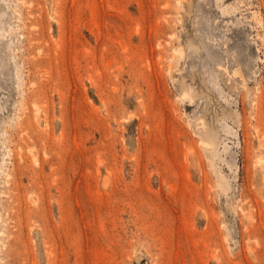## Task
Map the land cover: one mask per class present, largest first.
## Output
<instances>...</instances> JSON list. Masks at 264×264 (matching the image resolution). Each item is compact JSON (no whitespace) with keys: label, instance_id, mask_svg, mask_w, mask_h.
<instances>
[{"label":"rangeland","instance_id":"1","mask_svg":"<svg viewBox=\"0 0 264 264\" xmlns=\"http://www.w3.org/2000/svg\"><path fill=\"white\" fill-rule=\"evenodd\" d=\"M0 264H264V0H0Z\"/></svg>","mask_w":264,"mask_h":264},{"label":"bare ground","instance_id":"2","mask_svg":"<svg viewBox=\"0 0 264 264\" xmlns=\"http://www.w3.org/2000/svg\"><path fill=\"white\" fill-rule=\"evenodd\" d=\"M36 111V110H35Z\"/></svg>","mask_w":264,"mask_h":264}]
</instances>
